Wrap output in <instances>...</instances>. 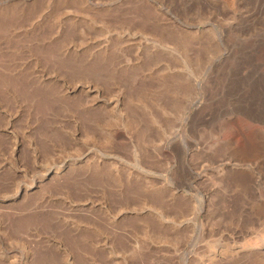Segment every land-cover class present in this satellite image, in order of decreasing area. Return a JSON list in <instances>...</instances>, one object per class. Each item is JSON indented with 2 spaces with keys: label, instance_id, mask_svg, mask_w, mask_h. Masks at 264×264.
<instances>
[{
  "label": "rangeland",
  "instance_id": "1",
  "mask_svg": "<svg viewBox=\"0 0 264 264\" xmlns=\"http://www.w3.org/2000/svg\"><path fill=\"white\" fill-rule=\"evenodd\" d=\"M0 264H264V0H0Z\"/></svg>",
  "mask_w": 264,
  "mask_h": 264
},
{
  "label": "bare ground",
  "instance_id": "2",
  "mask_svg": "<svg viewBox=\"0 0 264 264\" xmlns=\"http://www.w3.org/2000/svg\"><path fill=\"white\" fill-rule=\"evenodd\" d=\"M111 1V0H110ZM76 32V31H74ZM77 33V32H76ZM160 35V34H159ZM155 40V39H154ZM111 101H114L116 104L115 105H118L120 104V98L119 97H113L112 99H110ZM101 175V174H100Z\"/></svg>",
  "mask_w": 264,
  "mask_h": 264
}]
</instances>
